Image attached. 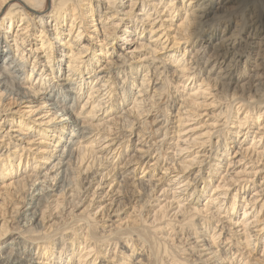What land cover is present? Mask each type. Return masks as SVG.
<instances>
[{
	"label": "rangeland",
	"instance_id": "obj_1",
	"mask_svg": "<svg viewBox=\"0 0 264 264\" xmlns=\"http://www.w3.org/2000/svg\"><path fill=\"white\" fill-rule=\"evenodd\" d=\"M102 1L110 2L107 4H109L111 10L113 9L114 15L109 19H106V21L108 22L107 26L111 24L110 26H113L114 29L111 30L112 32L106 30L103 32V29L101 31L99 30L100 24L91 26V24L87 22V24H85V27L88 26L87 33L82 32L81 35L76 37V41L77 43H80V46L84 44L89 46L88 51L82 55L81 60L86 61L89 51H93L94 47L97 49L96 46L98 45L96 42H100L99 44L105 43V40H103L104 36L101 34L107 32L109 34L108 38L111 40L110 43H112L111 45H108L107 49L113 47V49L108 51L107 54L113 63L120 65L123 64L117 70L116 67H113L111 72L115 74L117 71L126 70L125 73L124 71L122 73L119 72L118 76L115 75V78L111 77L106 84L103 83L104 81L102 79L100 80V78H96V74H99L100 72L92 71L89 75H86V77L89 76V79L87 78V84L85 85L83 94L77 103L76 110L78 112L81 111V114H83L81 116L88 120L86 123L94 129L96 134L88 140V143H85L87 146L84 148H93L91 151L96 153L97 156H101V151L104 148L99 147L100 142H97L101 139L100 136L103 135V126L108 124L114 125L115 120L113 121V118L125 115L124 112L134 109L133 107H135V112H138L137 108L139 110L141 107L143 109H148L149 104L154 102V99L157 98V95L153 94L159 92L157 88L160 84L154 86V81H162L165 79L166 75L167 77L170 76V74L173 73V70L182 69L183 65H181V63L183 60L184 63L187 61L192 63V65L189 66V64L184 67V70L190 67L185 73H178L180 74L179 76H182L180 78L181 80L178 81L176 78H173V80L171 79L172 84L176 87L174 88L172 84H169L171 87L168 86L167 90L169 94H172L171 104L174 105L171 108V111L168 112L171 121L169 120L164 125L169 131L166 143L164 144V148H167V150L164 151L166 156L174 159L180 170L182 169L181 166L183 163L187 164L193 159L200 157L203 154L201 153L202 151L206 152L204 157L205 161L203 163V165H205L209 160L207 154L212 152V149L210 152L208 150L210 144L216 140V136L219 134L222 135L223 142L227 147L226 150H220L219 154L214 156L215 160L213 163L218 167L215 166L213 169H218V173L213 172L210 177H206V182H202V180L197 182L199 189L204 192L201 194V198L198 200L195 199L194 203L196 204L192 202L193 197L190 195L192 188H190V185H186L188 180L187 177L192 173L194 168L196 170V164L191 165L190 169H188L191 170L190 173L184 174L179 172V175L174 177L172 181H169V176H174L173 173L166 176V173L162 169H155L153 175L150 176L149 172L152 167H154L151 165L152 167L149 166V168L145 167V169H143L144 167H140L137 171L135 169L132 176H129V178H131L127 179L128 186L126 188L129 190L131 189L133 194L131 195V193H129V195L127 194L124 197L123 209L121 208L119 213L113 212V202H111L113 198H117L116 194L112 192L113 189L116 188V182L111 181L110 175H107L106 177L105 175L108 173L107 171L110 168L108 165H110V163H116L117 167H121V162L123 160H120L118 156L115 157V151L114 153L109 154L107 160H103L102 165L98 167L96 174L91 180L92 182L85 183L86 181H82L80 177L87 173L86 167L88 165L90 166L91 158H89L90 154L87 155V151L86 159L80 164H74L72 168V176L74 177L73 182L76 183V185L81 184V186H84V194H82L83 191H81L79 193L80 195H78L81 198L80 204L88 203L87 199L91 198V194L93 195L91 201L92 204L88 207L89 211H87V213L92 214L94 218L96 217L97 222H94V224L91 222L90 224L88 219L85 218L84 214L81 213L84 206L71 211L72 207L67 208L69 207L68 205L65 210L60 213L57 212L59 210L54 208L56 206L55 199L60 198L59 201H61L63 198L61 196L51 197L49 199V204L44 208V219L42 222L44 224L43 231H45V228L47 229V227H50V224L54 227L57 226V229L52 227L47 229V233L50 235L48 240L50 241L51 239H54L55 242H57V244H55L57 247L54 248V254L56 257L58 256L60 258L63 255L65 248L67 249L71 243V238H74V240L80 242V246L77 248V253L82 255L83 253L88 252V255L80 259L79 263L76 261L78 258H74L75 260L70 261L71 264H74L75 261V264H90L92 255L95 251L102 252L95 264H102L104 263V259H110V257L112 258L113 256H115L113 260L115 264H121L119 259L125 264H174L170 255L165 254L163 248L168 246L169 250L174 251V248L179 247L177 244L181 242L183 243H180V245H182L181 247H187V250L184 253L181 250L178 251V257L180 259H195L199 256L201 260L194 264H216L211 263L213 262V259H210L214 253V258L216 257L220 259V263L218 262L217 264H264V134H262L260 139L259 137H256V139H253L254 141L252 140L256 135L254 133L256 130L254 129V126H256L257 123H261L259 130H264V90L262 91L264 86H261L263 82L262 79H264V28H255V30L251 32L254 25V20L249 22L252 18L251 16H253V14L250 13L252 7L250 6L244 9L245 16L247 17V14H249V18L246 25L243 26V29L240 31V36L246 38L242 44L245 41L248 43L247 45H243L245 49L244 55H246L242 57V61L244 60L243 70L239 73L234 72L233 79H228L225 75V66L230 58L226 56V58H223L221 57V54H223L226 46L227 48L231 46L229 44L230 41L237 37L232 36L230 38L231 33L236 30V24L238 25L241 22L239 21V13L243 9L241 5L235 4L232 0H209L210 3L208 5H205L206 2H203V0ZM56 2L57 0H45L42 2V5L39 6V9L42 10L39 12L40 14L23 7L24 11L28 13L26 14L32 23L29 24V22L27 28L22 30L24 25L19 26L18 24H21L23 20H19L20 23H18L19 17L13 21L12 25H9V23L5 25L6 17L8 16L7 13L9 9L14 7L12 4L15 3V0H5L0 5V23L5 19L2 28L7 27L4 31L6 32V40L12 51L15 52V41L13 40V36L18 33L24 38V40L28 38V42L32 41V49H39L35 52V55L37 56L36 59L41 62L47 42L38 48L40 40L45 42V40L48 39V42L49 40L53 42V45L55 46V56L52 65L55 71L54 74L58 76L59 73L56 70L58 64H60V62L58 63V59H61L58 55L60 52H64L65 54V52L68 51H61L63 50L62 46H64V44L59 45V41L55 39V35H52L55 31L53 30L52 32L54 22H52L51 26L50 19L47 24L43 23L44 26L46 25L47 33L43 38L39 35L40 30L43 29L39 26L41 23V17L44 21H47V16L51 13L50 11ZM93 3L96 5V1H93ZM23 8L20 7L18 10L21 11ZM102 8H104V3L103 5L101 3V7L97 12L98 14L101 13ZM104 10L105 9H103V11ZM147 12L150 13V15ZM216 12H218V14L214 15L213 13ZM98 14L95 13L94 18H97ZM147 15H149V18H146ZM228 15H230V17H228L230 19L227 21L228 18L225 16ZM85 21H83V23H85ZM93 24H96V21ZM136 24H138V28L133 26ZM95 27L97 30H90ZM35 28L37 29L36 33L32 36V29ZM83 28L84 27H81L80 31H82ZM67 29L68 25H65L62 30L67 32ZM77 29L76 26L73 27L70 35H65L63 40L71 43L78 32ZM87 36L92 38V40L87 41ZM238 39L239 38H237V40ZM70 46H72V43ZM199 48L200 50L196 53L195 49ZM27 49H29V46ZM56 51L58 52L56 53ZM173 55L176 59H174ZM98 56V59L100 60L102 59L105 61V59H107V56L104 58L97 52L96 57ZM27 57L29 62L31 61L30 63H32L30 57ZM62 58L63 62L61 69L64 71L67 66V57L62 55ZM158 59L166 60V69H164V75L161 74V76H158V74L152 75L151 70L146 68L153 67L151 60L157 61ZM105 64L106 63L104 62H95L94 69H97L100 66L104 67ZM156 64L161 66V63ZM173 66H176V69H173ZM30 67L31 66H26L28 75L27 86L38 88L36 87L38 86V79H34V74L30 73ZM45 69L46 68L43 69V72ZM159 70L161 71V67ZM64 72L66 73V71ZM145 73V78H143L144 83L141 87L138 81ZM174 73H176V71ZM54 74L49 75V71H45V80L54 76ZM65 75L67 77V73ZM183 75H187L188 79L184 81ZM61 77L64 78V75ZM108 77L109 76H106L103 79ZM203 78L204 80H202ZM56 80L57 79L55 78L54 81ZM132 81H134L135 84L129 86V82ZM165 81H168V79H165ZM223 83H229V86L227 85V96L225 97L222 95V92H220L223 88ZM93 86L99 88V90L88 96L91 91L90 89ZM123 86H127L129 93L127 97H124V94L122 95L121 99H124L125 101L116 103L114 100L121 95V88ZM107 87L113 89L111 93L113 97L111 99L106 97L107 94H105V92L108 89ZM161 91L163 92V90ZM233 94H236V96L232 98L231 96H233ZM142 99L145 101V104H143ZM246 99L248 104H251L250 112L247 114H245L247 109L241 107V104L245 102ZM87 100L88 102L86 103V106L82 109V104ZM111 100H113L114 107L110 111L106 109L107 112H105L104 110ZM238 100L241 102H238ZM98 102H104V104L98 106ZM259 102H261V104ZM41 104L42 100L39 99L27 106L22 105L20 110L33 111V114L27 113L25 116L18 111V105H11L10 109L12 114L8 112V117L6 119H8V121H11L12 119H14V121L21 119L25 123L33 125V128L38 126L43 129L49 125V123L46 125V121L48 120L47 117L50 113L46 111L45 107L42 108ZM222 106H228L229 113L227 122L224 121L226 119V114L222 112ZM246 107L248 106L246 105ZM238 108L239 111H237ZM145 112L146 111H144V113ZM259 113L261 114L260 117H258ZM0 114L2 116L4 114L5 116V112ZM142 115L138 118L139 120L142 118ZM3 117L0 119V159L3 156V153H7V149L5 148L9 141V135L11 134L12 136L17 134L11 131L14 127H10L15 124L5 122ZM243 117L248 118V128L241 131L236 137L237 127L239 125L238 122L243 121ZM254 119H257L255 120L257 121L256 124ZM32 120H34L35 123H33ZM119 121L120 120L116 122V125L111 126L112 130L110 133L113 134L118 130L116 131L117 135L119 134L122 136L124 131L122 133L118 129L120 127ZM138 124L136 126H138ZM246 125H244L243 128ZM176 126L178 127L176 128ZM176 130L177 132L174 133ZM242 133L243 135H241ZM234 136L236 139H234ZM21 137L22 136L15 138L12 136L10 138L12 143L20 145L19 147H24L19 154H23L24 152L28 154L35 153L39 159L40 156L43 155L45 157H50L48 162L53 160V157H51L52 154H50V151L53 150V142H51L49 136L43 138L45 139V142H40V139L33 141L34 136H31L27 140L25 139L23 143L22 139H20ZM53 138H55V136H53ZM132 140H134V138ZM149 143H147V145ZM85 144L81 143V145ZM136 145H138L136 144V141H133V144H129V147L126 148V152L130 151L131 154L132 149H135ZM37 146L45 148V151L42 153L39 152V154L36 153L34 149ZM139 146H137L138 149H144L143 147L139 148ZM8 148L11 149V152H16L18 149H21L18 148V146H9ZM74 148L78 149V146H75ZM179 148L185 149L179 151ZM120 151L121 148L119 149V152ZM221 152H223V154H221ZM7 154L11 155L9 152ZM225 154L228 156L227 160L224 159ZM220 155H222V157H220ZM54 162L56 163L57 161ZM168 162H170V160H168ZM194 162L195 161H192V164H194ZM151 163L153 162H150V164ZM31 166L34 167V163H31L26 170L23 169L21 172H18L17 175L20 174V176L17 177L18 179H23L26 175H32V173L41 175L42 178L35 182V187L30 189V193H37L38 190H36V188L40 187L41 184L43 187L47 186L46 181H43V175H48L46 174L45 169L48 167V164H40V167L36 164L35 168H32ZM92 168H94V166ZM24 171L25 173H23ZM114 172L115 170L112 171V173ZM201 176L202 178L205 176L204 171ZM142 179L145 181L143 188L147 190V193H150L151 187L155 185L154 192L152 191L153 194H149V196L152 197L148 199L143 207L140 206V202L137 201V198L140 197L136 194V192H139V194L140 192L141 194L143 193L140 191L142 188L137 187V182ZM235 179L236 181L234 182ZM79 182L81 183L79 184ZM216 185L223 186L219 188L216 187L215 189ZM2 187H4L3 183L0 182V188ZM208 195L210 197L209 200L206 198ZM5 196L6 195L3 194L0 189V232L3 226H6L7 228L8 226H11V228H8L3 236L0 235V255H3L4 250L9 251L10 247H12L13 251V254L11 255H14L17 253V249H25L27 248V246L24 247L25 244H33L34 242L35 245L33 244L29 246V257H33V259L36 258L34 260L38 262L37 264H47L45 262H48V264H58V262H56L57 259L49 262L42 259V256L41 258L38 257L39 250L37 249V245L44 242L45 239H38L32 242L26 235H16V232L21 229L22 225H25L26 221L24 220V215L16 217V214L12 213V204L15 203L14 200H11V202L8 200L7 204L1 203ZM214 198L215 200H213ZM211 200L213 201L211 202ZM233 202L236 204L234 211L232 212L230 209L228 211V208ZM178 203L179 205L182 204L181 207L184 205V208L185 206L188 208H196L197 211L193 212L195 214L193 216L196 218L197 222L199 221L197 234H195L197 230H193L194 228L180 230V227L178 226L179 223L176 221L183 211H180L181 208H178ZM217 204H221L220 207H218L219 205L217 206ZM3 205L5 206L4 209L2 208ZM18 206L19 205H15L14 208ZM134 206L135 208H133ZM19 207H21V205ZM245 209L247 210V213L243 214ZM78 210L81 211L79 212ZM101 214L104 215L101 217ZM57 216L62 217L57 220ZM162 216L166 217L163 218ZM197 216L199 217L197 218ZM142 217L144 220H141ZM167 217H170L169 219L174 222V226L172 225L171 227V224H169V226L166 225L169 220ZM63 218L66 219L64 220ZM131 220L137 221L138 224L135 222L134 225ZM143 221L145 222L143 223ZM136 225H139L140 227ZM87 229L95 235L94 239L98 240L96 241V248H98L96 250H90V248H87L85 251L82 250V247L87 243L80 240L83 233L87 232ZM214 233H216L215 239L213 240L214 242H211L212 240L210 239V236ZM198 235L200 237L196 238ZM63 239L65 241H63ZM218 244L219 246H217ZM141 245H143L145 249ZM61 246L63 250L60 252L59 250ZM131 246L135 247V251H131L134 248ZM147 249H149V251H146ZM68 250L69 249H67V251ZM190 251L191 253H189ZM211 251L212 254H209ZM147 252L151 253L149 259H146V257L148 258V255H146ZM19 255L21 254L18 253L17 256ZM24 257L25 255H22V258ZM52 257L54 258V256ZM15 261L16 260H14V262ZM14 262H10V264H15Z\"/></svg>",
	"mask_w": 264,
	"mask_h": 264
},
{
	"label": "bare ground",
	"instance_id": "obj_2",
	"mask_svg": "<svg viewBox=\"0 0 264 264\" xmlns=\"http://www.w3.org/2000/svg\"><path fill=\"white\" fill-rule=\"evenodd\" d=\"M4 1L5 0H0V5ZM44 1L45 0H15V3L12 4V5H14V7L9 9V11L7 13L8 16L6 17L5 25L7 23H9V25H12L13 21L15 19H18V17H19L18 21L23 20V22L21 24H18V25L19 26L24 25L22 30H25L28 26L27 24L29 22H30L29 24H31L32 21L29 19L28 15H27L28 13L26 11H24L23 7H25L28 10L36 11V13H39L42 11L39 9V6L42 5L41 3ZM93 1H96V5L93 3ZM232 1L237 5H241L243 7V9L239 13L240 14L239 15V17H240L239 21H241V22L238 25L236 24V26H235L236 30H235V32H232L231 36H230V38L232 36H237V37L234 40L230 41L229 44L231 46L229 48H227V46H226L225 47L226 49H224L223 54H221V57H223V58H226V57L230 58L226 64V66H225V75L228 79H233V73L234 72L239 73V72H242V70H243V65H244L243 61L244 60L242 61V57L246 56V55H244L245 49H244L243 45H245V44L247 45L248 43H247V41H245L242 44V42L246 38L240 36V31L243 29V26L246 25V22L249 18V14H247V17L245 16L244 9H246L250 6L252 7L251 8L252 10L250 9V13L253 14V16H251L253 19L251 18L249 20V22L251 20L252 21L254 20L253 21L254 25L252 27L251 32H253L255 30V28L256 29L257 28H259V29L264 28V0H237V1L232 0ZM131 2H133V1H131ZM203 2H206L205 5H208L210 3L209 0H203ZM101 3H102V5L104 3V8H102L101 13L98 14L97 12L99 11L98 9L101 7ZM107 3H110V2H103L102 0H57L56 4L53 6L52 10L50 11L51 13L48 14V16H47V21H44L43 18L41 17V19H40L41 23L39 24V26L43 28L40 30V34H39L41 36V38H43L47 33V28L45 27L46 25L44 26V24H47L48 20L50 19V26L52 25V22H54L52 32H53V30H55V31L52 33V35H55V39L59 41L58 42L59 45L64 44V46H62L63 50H61V51H66V50L68 51V52H65V54H64V52L63 53L60 52L58 55V57L61 58V59H58V63L60 62V64H58L57 70H56L59 73V75L57 74L58 76H56L54 74L55 71H54L53 65H52L54 63V56H55V51H54L55 46L53 45V42H51L50 40L48 42V39H46L47 41L45 40V42L40 40L38 48H40L41 46L44 45V43L47 42V44L45 46V50H44L45 52H44V55L42 56V62H41L38 59H36L37 56L35 55V52H37V50H39V49H37V48L32 49L31 48V42L32 41L28 42V40H29L28 38L26 40H24V38L21 37L18 33H16L13 36V40L15 41V45H14L15 52L12 51L10 45L8 44V42L6 40L7 36L5 35L6 32L4 31L5 28L7 29V27L2 28V25L5 21V19H4V21H1V23H0V103H1L0 113L3 114L5 112V116L3 114L4 117L0 114V119L3 117L5 122H8L10 124H15V125L10 126L11 128L14 127V129L11 131L17 133L16 135H12V136L15 138L22 136L20 138V139H22V143L25 141V139L27 140L31 136H34L33 141H35V140L37 141L40 139L39 140L40 142H42V141L45 142V139H43V138H47V136H49L51 139V142H53V144H52L53 150L50 151V154H52L51 157H53V160H51V162H48L50 157H45L43 155H41L40 159H39L35 155V153H32V154L29 153L28 154V153L24 152L23 154L22 153L19 154V152L22 151L24 147L22 148V147H19L20 145H16L15 143H12L10 141V138L12 137L11 134L9 135V137L7 136L9 141L7 142V147L5 149H7V153L9 152L11 155H9L7 153L6 154L3 153V156L0 159V180H1L0 182L3 183V186H4L0 189L2 190V193L6 195L5 198L2 199L1 203L7 204L8 200H9V202H11V200H14L15 203H13V204L11 203L13 205L12 213L16 214V217H20V216L24 215V220L26 221L25 225H22L21 229L18 232H16V235H20V234L26 235L27 237H29L28 239H30L32 242L34 240H38V239H45L44 242L37 245V249L39 250V252H38L39 256L38 257L41 258V256H42V259H45V261H49V262L55 261L57 259L56 262H58V264H69V263L71 264L70 261L75 260L74 258H78V260L76 259V261H78V263H79V260L82 259L84 256L88 255V252H85L82 255L77 253V250H78L77 248L80 246V242L79 241L77 242L76 240H74V238H71L72 239L71 243H70L71 245L69 244V246L67 247V249H69V250L67 251V249L65 248L63 255L60 258L58 256L56 257V255L54 254V252H55L54 248L57 247L55 245V244H57V242H55L54 239H51L50 241L48 240L50 238V235H49V233H47V229L51 228V227L57 229V226L54 227L53 225L50 224V227H47V229L45 228V231H43L44 224L42 221L44 219V214H43L44 208H46V206L49 204V199L51 197L61 196L63 198L61 201H59L60 198L55 199V205L56 206L54 208H57L59 210L57 212L60 213L61 211L65 210L66 206H68V205H69V207H67V208L72 207L71 211L72 210L74 211L75 209L82 208V206H84L82 208V211L81 210L80 211L82 214H84L85 218L88 219L90 224H91V222H93L92 224H94V222H97L96 217H95L96 218L95 219L92 214L87 213V211H89L88 207L92 204L91 201H92L93 195L91 194L90 195L91 198L87 199L88 203H86V204L84 203L85 205L80 204L81 198L78 195H80L79 193L81 191H83L82 194H84V188H83L84 186H81L80 183L83 180L86 181L85 183H88V182L90 183V181L93 179V176L96 174L98 167L102 165L103 160L104 161L107 160V156H109V154H112L115 151V157L118 156L120 160H123L121 162V164H122L121 167L120 166L117 167L116 163L115 164L110 163V165H108V166H110L109 170L107 171L108 173H106V175H105V177L107 175H110L111 181L116 182L115 183L116 188H114L112 192L116 194L117 198H113L111 202H113V209H114L113 212L119 213V211L121 210V208L123 206L124 197L127 194L129 195V193H131V195L133 194L131 189H130L131 190L130 191L128 188H126L128 186L127 179L131 178V177L129 178V176H132V174L135 172V169L137 171L140 167L141 168L144 167L143 169H145V167L149 168V166H151V165H153L154 167L151 166L152 169L149 172L150 176L153 175V172H155V169H162L166 173V176L173 173L174 176H169L170 177L169 181H172V179L174 177L179 175V172H182L184 174L190 173L191 170H188V169H190L191 165L196 164V170H195V168L192 170V173L187 177L188 180L186 182V185L187 186L190 185V188H192V192L190 193V195L193 197L192 202L194 203L195 199L198 200L199 198H201V194L204 192L201 189H199L197 182L201 181V180H202V182H206L205 181L206 177L207 178L210 177L213 174V172L218 173V171H217L218 169H213V168H215V166L218 167L217 165H214V163H213V161L215 160L214 156L219 154L220 150H224V149L226 150V147H227L225 145V143L223 142L222 135L219 134L216 136V140L210 144V148L208 150L210 152L212 149V152L210 154H207V157L209 158V160L207 161V163H205V165H203V163L205 161L204 157L206 155V152L202 151L201 153H203V154L200 157L195 158V159L192 158L193 159L192 161H195L194 164H192V161H190L187 164L183 163V165L181 166L182 169H180V170H179V167L177 166L176 162L174 161V159L169 158V156H166V153L164 151L167 150V148H164V144L166 143V138L168 137L169 131H168V128H166L164 125L169 120L171 121V119H169V113L168 112L171 111V108L174 105V104H171L172 103V99H171L172 94L171 93L169 94V92H167V90H168V86H170L169 84H172L171 81L173 80V78L178 79V81L181 80L180 78L182 76H179L180 74H178V73H185V71L188 70V68H190V67H188L186 70H184V67L186 65H189V64H190L189 66L192 65V63H189L187 61H186V63H184V60H183L181 63V65H183L182 69L173 70L172 71L173 73L170 74L171 77L170 76L167 77V75H166L165 79H168V81H165V79L162 81L160 80L159 82L157 80L154 81L155 82L154 86L157 84H160L157 88L159 92L156 94H153V95H157V98L154 99V102H151L150 104L148 103L149 104L148 109H143L141 107L139 110L137 108L138 112H135L136 111L135 107H133L134 109L124 112L125 115L117 117V118L116 117L113 118V121L115 120L114 125H116V122L118 120H120L119 121L120 127L118 129L122 133L124 131V134H122V136H120L119 134L117 135L116 131H118V130H116L113 134L110 133V131L112 130L111 126H114V125L108 124V125L103 126V128H102L103 135L100 136L101 139L98 140V142H97V143L100 142L99 147L104 148L101 151V153H102L101 156H97L96 153L91 151L93 148H84L87 146V144H85V143H88V140H90L96 134L94 129L91 128V126H89V124L86 123V121H88V120H86L85 117L81 116V115H83V114H81V111L78 112L76 110L77 103L79 102L80 97L83 94V90L85 88V85L87 84V78L89 79V76L86 77V75H89V73H91L92 71L100 72L99 74H96V76H97L96 78L97 79L100 78V80L102 79L104 81L103 83L106 84L110 80L111 77L115 78V75L118 76L119 72L122 73L124 71V73H125V70H126V69H124V70L121 69L122 71H117L115 74L111 72L113 67H116V70H117L123 64L120 65V64L113 63L110 60L109 55L107 54L108 51L113 49V47H111L110 49H107L108 45L109 44L111 45L112 43H110L111 40L108 38L109 34L106 31L112 32L111 30L114 29L113 26H110L111 24L109 26H107L108 22L106 21V19H109L110 17H112L114 15L113 9L111 10V8L109 7V4H107ZM20 7H22L23 10L19 11L18 9H20ZM142 7L144 8L143 5H142ZM103 9H105V10L103 11ZM107 9H110V10H107ZM148 11H149V9H148ZM95 13L98 14L97 18H94ZM17 14H18V16H17ZM148 14L150 15V13H148ZM213 14L217 15L218 12L213 13ZM149 15H147L146 18H149L148 17ZM225 17L228 18V17H230V15L225 16ZM229 19L230 18H228L227 21ZM136 20H138V19H136ZM83 21H85V23H83ZM95 21H96V24H93ZM68 22H69V24H68ZM87 22L90 23L91 26L100 24L99 30L101 31L103 29V32H104V30H106L105 31L106 33L101 34L104 36L103 40H105L104 41L105 43L99 44L100 42H96L98 45V46H96L97 49L95 47L94 48L92 47L93 51H91V50L89 51L88 58L86 61H84V60H81V57L84 53H86V51H88L89 46H86L85 44L80 46V43H77V41H76V37L78 35H81L82 32L87 33L88 26L85 27V24H87ZM18 23H20V21ZM65 25H68L67 32L62 30V29H64ZM75 26H76V28H78L77 29L78 32L74 36L73 41L71 42L72 46H70L71 43H69V41H65L63 39L65 38V35L66 36L70 35L73 27H75ZM133 26L138 28V24L133 25ZM81 27H84L82 31H80ZM36 30H37L36 28L32 29V33H31L32 36L36 33ZM90 30L94 31V30H97V28L96 27L91 28ZM17 32H18V30H17ZM211 35H213V34H211ZM237 38H239V39L237 40ZM86 40L91 41L92 38L87 36ZM25 43H27V44H25ZM28 46H29V49H27ZM237 47H239V48H237ZM195 50H196L195 52L197 53L200 50V48L195 49ZM57 52L58 51H56V53ZM97 52L99 55H102V57H104V58H106L105 56H107V59H105V61H103L102 59L101 60L98 59L99 56L96 57ZM184 54H185V51H184ZM62 55L63 56L65 55V57H67V59H66L67 66H66V69L64 68L65 69L64 71H66V73H67V77L65 75L66 73L63 71V69H61V65L63 62ZM27 56L30 57V60H32V63H30L31 61L29 62ZM173 57H174V59H176V57L174 55H173ZM95 62H99V63L104 62L106 64L104 67L100 66L99 68L94 69ZM151 62H152L153 67H150V68L146 67L147 69L151 70V74L152 75L158 74V76L159 75L161 76V74L164 75V69H166L165 68L166 60H164V59L159 60L158 59L157 61L151 60ZM224 62H225V60H224ZM156 63H161V66L157 65ZM26 66H31L30 67V73L34 74V79H38V83H37L38 86H36L38 88H31V87L27 86L28 75H27V71H26ZM160 67H161V71L159 70ZM175 67L176 66H173V69H176ZM41 68H42V70H41ZM44 68H46L45 71H49V75L54 74V76H51L50 78L45 80V76H44L45 71L43 72ZM35 69H37V70H35ZM131 70H132V68H131ZM32 71L35 73H33ZM175 71H176V73H174ZM63 75H64V78L61 77ZM145 75H146V73L143 74L141 78H139L138 83L141 87L143 86V83H144L143 78H145ZM43 76H44V78H43ZM106 76H109V77L106 79H103ZM55 78L57 79L56 81H54ZM183 79L185 81L186 79H188V76L183 75ZM202 80H204V78ZM262 80H263L262 85H261V83H260V85L264 86V79H262ZM174 81H173V83H174ZM129 83H130L129 86L135 84L134 81L129 82ZM109 84H108V86H109ZM126 85H128V84H126ZM227 85L229 86V83H223V85H222L223 88L220 91V92H222V95L224 97L227 96ZM172 86L174 87L173 84H172ZM94 88H96V89H94ZM121 89H122L121 95H119L118 98H115V100H114V102H116V103H119L121 101L122 102L125 101L124 99L122 100L121 97L123 94H124V97H127L128 93H129V89L127 88V86H125V87L123 86ZM90 90L91 91H90L88 96H90L92 93L99 90V88L93 86ZM112 90L113 89H110V87H109L105 92V94H107L106 97L107 98L109 97V99H111L113 97L111 94ZM161 90H163V92ZM256 90H258V89H256ZM263 90L264 89L262 88V91ZM118 94H120V93H118ZM235 96H236V94H233V96H231V97L233 98ZM39 99L42 100V104H41L42 106L41 107L42 108L45 107L46 111L48 113H50V115L47 117L48 120L46 121V125L49 123V125H47V127L41 129V127L36 126L33 128V125H31L30 123H25L21 119L15 120V121H14V119H12L11 121H8V119H6L8 117V112L10 114H12L10 106L14 105V104L18 105V107H19L18 111L23 113L24 116L27 113L33 114V111L20 110V108L22 105L27 106L28 104H31L34 101H37ZM142 100H140V101H142ZM112 101L113 100H111L110 103L108 104V106L105 108V110H104L105 112H107V110L110 111L111 109H113L114 104ZM87 102H88V100L82 104V109L84 108V106H86ZM238 102H241V101L238 100ZM259 103L261 104V102H259ZM101 104L103 105L104 102H98L97 105L101 106ZM143 104H145L144 100H143ZM246 105L248 107H246ZM250 105L251 104H248L247 99L245 100V102H243L241 104V107H244L247 109V111H245V114L250 112ZM221 109H222V112L227 115V116L225 115L226 119L224 120L227 122L228 113H229L228 106H222ZM144 111H146L145 113H147V114H145ZM237 111H239V108L237 109ZM141 115H142V118L139 120L138 118ZM260 115L261 114L259 113L258 117H260ZM255 120H257V119H254V122L256 124L257 121H255ZM178 121H180V120H178ZM32 122L35 123L34 120H32ZM138 122H139V124H138ZM226 122H225V124H226ZM137 124H138V126H136ZM238 124L239 125L237 127L236 137L241 131L248 128V118L243 117V121L238 122ZM244 125H246V126L243 128ZM260 125H261V123H257L256 126H254L255 127L254 129H256L254 133L256 135L252 138V140L256 139V137H259V139H260L262 137V134H264V130H259ZM177 127L178 126H176V128ZM116 128H117V126H116ZM28 131H30V132H28ZM176 132H177V130L174 131V133H176ZM21 134H23V135H21ZM241 135H243V133ZM53 136H55V138H53ZM236 137L234 136V139H236ZM133 138H134V140H132ZM148 138H149V140H148ZM133 141H136V144H138V145H136L135 149H132V153L130 154V151L126 152V150H127L126 148L129 147V144H133ZM81 143H84L85 145H81ZM147 143H149V144L147 145ZM11 144H13V145H11ZM9 146L10 147L11 146L12 147L18 146V148H21V149H18V151H16V152H14V151L11 152L10 151L11 149L8 148ZM75 146H78V149L74 148ZM114 146H115V148H114ZM137 146H139V148L143 147L144 149L140 150L137 148ZM120 148H121V151L119 152ZM185 148H182V149L179 148V151H181ZM34 150L36 151V153L39 154V152L42 153L43 151H45V148L37 146ZM87 151H88V153H87ZM86 153H87V155L90 154L89 155V158H91L90 166L88 165L86 167L87 173H85L84 175H82L80 177L82 180L81 182H79L80 185H76V183L73 182L74 177L72 176V173H73L72 168H73L74 164H80L86 159V156H87ZM221 154H223V152H221ZM9 156H11V157H9ZM220 157H222V155H220ZM227 158H228V156H227V154H225L224 159L227 160ZM168 160H170V162H168ZM54 161H57V162L55 163ZM150 162H153V163L150 164ZM31 163H34V167L31 166L32 168H35L36 164H38L39 167H40V164H48V167L45 168L46 174H48V175H46V176L43 175V177H44L43 181H46L47 186L43 187L41 184L40 187L36 188V190H38L37 193H32V192L30 193V189L32 187H35V182H37V180L42 178L41 175L32 173V175L28 174L23 179H18L20 174L17 175V173L21 172L23 169L26 170L27 167L29 168ZM230 163H232V162H230ZM93 166H94V168H92ZM90 169H92V170H90ZM114 170H115V172L112 173V171H114ZM203 171L205 172V176L202 178L201 175L203 174ZM23 173H25V171ZM76 175H78V174H76ZM50 177H51V179H50ZM235 181H236V179L234 180V182ZM144 182L145 181L143 179L137 182L138 183L137 187L142 188V190H140V189L139 190L142 191L143 193L141 194V192H140V194H139V192L138 193L136 192V194H138V197H140V198L136 197L138 199L137 201L140 202V206H142V207L145 203H147L148 199L150 197H152V196H149V194L150 193L153 194L154 189H155L154 188L155 185H153V187H151V189H150V193L149 192L147 193L146 192L147 190L143 188ZM222 186L216 185L215 189H216V187L219 188ZM206 198H208V200H209L210 199L209 195ZM234 198H235V195H234ZM213 200H215V198ZM213 200H211V202ZM219 201H218V203H219ZM177 202H179V201H177ZM194 204H196V203H194ZM15 205H19V206L21 205V207L18 206L16 208H14ZM181 205H179V203H178V208H181L180 211H183V213L181 214L180 217L177 218L178 219L177 221L175 219L174 220L179 223L178 226L180 227V230H186L189 228H194L193 230L196 231L198 229V226H199V221L197 222L196 218L193 216V215H195L193 212L197 211L196 208H193V207L188 208L186 206L184 208V205L182 207H181ZM220 205L221 204H217L218 207H220ZM235 205H236L235 202H233L231 204V206L228 208V211L230 209L233 212L235 209ZM176 207H177V205H176ZM0 208H1V204H0ZM2 208L4 209L5 206L3 205ZM133 208H135V206ZM136 209H138V208H136ZM216 210H219V209H216ZM0 211H1V209H0ZM105 212H107V211H105ZM246 213H247V210L245 209L243 211V214H246ZM103 215L101 214V217ZM137 215H139V214H137ZM163 215H165V214H163ZM185 215H187V216H185ZM54 217H56V216H54ZM61 217L62 216H57V220H58V218H61ZM104 217H106V216H104ZM165 217H163V218H165ZM198 217L199 216H197V218ZM63 219L65 220L66 218H63ZM137 219H138V217H137ZM16 220H18V219H16ZM68 220H69V218H68ZM128 220H130V219H128ZM141 220H144L143 217ZM131 222L133 224L135 222L137 223V221H133V220H131ZM144 222L145 221H143V223ZM57 224H59V223H57ZM169 224H171V227H172V225L173 226L175 225L174 222H172V220H170V219L168 220V223L166 225L169 226ZM134 225H132V226H134ZM16 226H17V224H16ZM136 226H139V225H136ZM87 227H88V225H87ZM8 228H11V226H8ZM8 228L6 226H3L1 229V232H0L1 233L0 235L3 236L7 232ZM197 232H198V230L195 232V234H197ZM215 235H216V233H214L213 235L210 236V239L212 240L211 242H214L213 240L215 239ZM47 236H49V237H47ZM94 236L95 235L92 234L90 232V230H88V229H87V232L83 233L80 241H83L87 244L84 247H82V250L85 251L87 248H90V250L98 249V248H96L97 247L96 241H98V240L94 239ZM198 237H200V236L199 235L196 236V238H198ZM68 239H70V238H68ZM25 240H26V238H25ZM63 241H65V240L63 239ZM180 243L181 242H179L177 244V245H179V247L174 248L175 249L174 251L169 250L168 246H165L164 247L165 249L163 248V250H165L164 251L165 254L170 255L174 264H175V262H176V264H189V263L194 264L195 262H198L199 260H201V258H199V256H197V258H195V259H188V258L180 259L178 257L179 254H177L178 251L181 250L184 253L187 250L186 249L187 247L186 248L181 247L182 245H180ZM33 244H34V242H33ZM33 244L32 243H27V245L23 244L24 247L27 246V248L24 249L21 247L22 249H17V253H15L14 255H11V254H13L12 253L13 252L12 247L9 248V251L4 250L3 255H0V264H10V262L13 263L14 260H16L14 262L15 264H37L38 262H36L34 260L36 258L33 259V257H29V246H31ZM181 244H183V243H181ZM177 245H175V246H177ZM206 245H207V243H206ZM124 246H126V245H124ZM141 246L143 247V245H141ZM217 246H219V244ZM131 247H134V246H131ZM143 248L145 249V247H143ZM195 248H197V247H195ZM62 250H63V248L61 246L59 251L61 252ZM59 251H58V253H59ZM131 251H135V247ZM146 251H149V249H147ZM65 252H67V253H65ZM18 253H20L21 255L17 256ZM100 253H102V252L101 251L100 252H98V251L94 252V254L92 255V259L90 261V264H95L97 262V260L99 259ZM189 253H191V251ZM209 254H212V251ZM22 255H25V257L22 258ZM146 255H148V258L146 257V259H149V255L151 256V253L147 252ZM213 255L215 256V253ZM213 255L210 258V259H213V262H211V263L217 264L220 259L216 258V257L214 258ZM52 256H54V258ZM114 257L115 256H113L112 258L110 257V259L109 258L106 260L104 259L103 260L104 263H102V264H106V263L107 264H115V262H113ZM119 260H120L121 264H125L122 262L121 259H119ZM76 261H75V263H76ZM143 262H145V261H143ZM242 262H245V261H242ZM45 263L48 264V262H45ZM127 264H129V263H127ZM141 264H143V263H141Z\"/></svg>",
	"mask_w": 264,
	"mask_h": 264
}]
</instances>
